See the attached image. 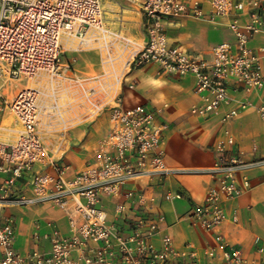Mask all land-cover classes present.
Segmentation results:
<instances>
[{"label":"built area","instance_id":"built-area-1","mask_svg":"<svg viewBox=\"0 0 264 264\" xmlns=\"http://www.w3.org/2000/svg\"><path fill=\"white\" fill-rule=\"evenodd\" d=\"M140 9L146 38L135 47L128 37L104 28L102 0H0V78L38 81L45 74H62L83 86L85 82L103 81L110 120L107 133L98 141L99 158L69 178L65 168L51 159L48 164L52 171L33 169L49 157L39 130L40 90L26 86L7 103L18 128L0 123V264H196L201 258L214 260L220 255L228 264H247L242 249L230 247L221 234L203 248L191 243L178 247L163 225L166 216L154 210L157 197L136 188L125 189L130 182L144 179L161 185L180 171L172 170L165 158L164 143L170 125L160 117L168 104L124 105L117 90L123 84L122 77L114 76L113 81L110 77L112 65L123 59L126 65L122 75L150 64L156 65L160 73L193 75L200 102L193 105L191 113L210 118L231 105L232 85L242 90L264 88V47L258 51L251 45L257 35L264 34V2L142 0ZM182 17L214 23L226 19L234 39L213 46L209 59L191 55L180 45L171 44L168 36L167 26ZM101 36L105 38V71L101 75L81 79L60 61L68 41L75 40L77 49H89ZM129 87L134 89L135 85L130 83ZM239 110L231 106L222 116L225 139L216 144L212 168L215 184L185 213L192 227L214 230L227 218L226 202L252 186L249 178H238V171L247 163L233 151L235 139L227 129ZM258 111L264 118V102ZM27 174L30 180L22 184ZM117 195L121 199L114 208L116 217L126 216L131 208L137 210L128 233L109 218L102 201L104 196ZM183 196L181 191H167L163 199L171 202ZM46 201L55 202L64 211L69 234H62L57 226L50 233H36L34 240H50V249L24 256L16 248L14 215L5 211Z\"/></svg>","mask_w":264,"mask_h":264},{"label":"crops","instance_id":"crops-1","mask_svg":"<svg viewBox=\"0 0 264 264\" xmlns=\"http://www.w3.org/2000/svg\"><path fill=\"white\" fill-rule=\"evenodd\" d=\"M110 1L112 0H105L104 6L107 8L106 26L112 31L119 27L120 12L111 6ZM133 2L140 1L133 0ZM204 9L208 12L207 6H204ZM109 12L113 14L112 19L108 18ZM139 12L143 28V13L141 9ZM125 13L127 14L123 11V17ZM128 16L129 14L126 15ZM246 17L243 16L244 19ZM167 28L171 44L180 45L191 55H199L206 59L211 57L213 46L234 39L226 19L214 23L206 19L182 17L174 24H169ZM145 38V28H143L140 43H143ZM251 42V45L259 51L264 47V34L257 35ZM101 60L103 61V50ZM261 62L264 70V58H261ZM100 64V71L93 73V76L101 75L105 71V65L101 61ZM125 65L124 59L112 65L113 74L110 80H115L114 76L122 77L123 84L117 90L120 91L124 105L134 106L144 102L159 107L168 104L160 117L170 125L164 143L165 158L172 170L180 171L167 177L161 185L144 179L130 182L125 189L136 188L157 197L154 210L166 216L163 225L173 236L178 247L191 243L203 248L214 243L216 234H221L230 247L237 246L242 249L247 264H264V250L262 252L259 250L260 247L264 249V118L258 111V107L264 102V88L242 90L237 85H232L231 105L220 109L210 118H204L191 113L193 105L200 102V97L195 92L196 78L193 75L173 76L160 73L153 64L122 75ZM130 83L135 85L134 89H130ZM1 94L3 97H0V123L16 129L17 118L7 105L11 100H8L2 92ZM245 103V108H241ZM231 106L240 108L238 116L227 124V129H230L235 139L233 151L247 163L238 171V178L240 180L244 177L249 178L252 186L240 196L226 202L227 218L214 230L205 231L199 227H192L184 215L193 203L201 202L207 191L215 184L212 168L217 157L216 144L225 139L221 120L225 111ZM109 126V115L105 113L94 117L89 123L76 125L67 132L66 148L57 154L56 158L57 164L65 168L67 177H73L99 158L98 141L107 133ZM3 135L11 134L3 133ZM52 151L56 152V149L52 148ZM49 160L48 157L44 162L36 164L34 171H52L53 168L48 164ZM29 180L30 174H27L21 183H28ZM167 191H181L184 196L179 200L168 202L163 199V194ZM120 199V195L104 196L102 201L109 218L116 222L124 233H128L132 222L136 219L137 210L131 208L126 216L116 217L114 208ZM5 212L14 215L17 224L16 248L24 256L34 250L46 252L50 249V240L44 238L41 241L34 240L33 236L36 233H50L57 226L62 234H69V220L55 202L46 201L24 207L13 206L7 208ZM155 242L159 244V238H156ZM77 255L78 253L74 254L75 257ZM196 264L228 263L220 255L214 260L201 258Z\"/></svg>","mask_w":264,"mask_h":264},{"label":"rangeland","instance_id":"rangeland-1","mask_svg":"<svg viewBox=\"0 0 264 264\" xmlns=\"http://www.w3.org/2000/svg\"><path fill=\"white\" fill-rule=\"evenodd\" d=\"M140 2L133 0H112L111 6L120 12L117 17L120 19L119 27L112 31L124 35L132 41V45L139 47L140 40L143 37V28L140 19ZM102 1V10L104 12L105 29L106 26V7ZM123 6V7H122ZM119 8L121 10H119ZM123 11L129 14L123 17ZM108 18L112 19L113 14L108 13ZM116 18V19H118ZM111 30V29H110ZM104 40L101 36L96 41L94 47L77 49L75 40L64 44L61 62L63 65H69L73 73L81 79L93 76L101 69V51L104 48ZM134 47V48H135ZM0 78L1 92L11 100L14 95L26 86H36L40 90V123L39 130L43 134L47 148L49 149V159L56 162L57 154L66 148V135L76 125L89 123L96 116H102L107 112L109 106L108 98H105V83L83 82L84 86L66 76L55 75L53 77L45 74L41 79L27 80L24 77L12 80ZM96 102V108H95ZM94 103V104H93ZM68 138V137H67ZM56 149V152L52 151ZM52 151V152H51ZM58 160V159H57Z\"/></svg>","mask_w":264,"mask_h":264},{"label":"bare ground","instance_id":"bare-ground-1","mask_svg":"<svg viewBox=\"0 0 264 264\" xmlns=\"http://www.w3.org/2000/svg\"><path fill=\"white\" fill-rule=\"evenodd\" d=\"M42 78V77H41Z\"/></svg>","mask_w":264,"mask_h":264}]
</instances>
